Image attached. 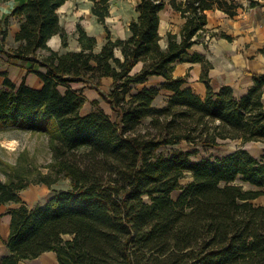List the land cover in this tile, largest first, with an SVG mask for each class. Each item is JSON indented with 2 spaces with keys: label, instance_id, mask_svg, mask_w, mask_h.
<instances>
[{
  "label": "trees",
  "instance_id": "trees-1",
  "mask_svg": "<svg viewBox=\"0 0 264 264\" xmlns=\"http://www.w3.org/2000/svg\"><path fill=\"white\" fill-rule=\"evenodd\" d=\"M64 1L18 0L10 16L19 26L8 47V17L0 18L5 63L42 82L35 88L25 76L15 83L0 72V129L45 134L51 150L50 172L31 177L15 163L0 178V206L19 204L5 211L8 253L0 264H21L45 251L56 254V264H264V206L251 202L264 195V155L241 147L191 159L225 140L264 144V72L253 74V84L236 95L230 85L214 89L212 64L190 53L208 31L207 11L233 17L242 7L239 0H171L184 21L178 33L167 31L165 46L159 34L164 0H137L126 37H112L105 27L97 49L96 37L77 23L79 49L59 52L47 42L59 35L68 45L57 11ZM91 1V13L104 24L111 0ZM210 36L231 40L225 33ZM182 61L201 64L203 95L186 85L187 74L174 76ZM150 76L162 81L144 85ZM104 77L112 79L106 92L99 90ZM87 85L98 90L113 117L97 99L82 111ZM161 90L168 95L155 106ZM180 142L191 149L163 152ZM185 173L191 180L182 184ZM60 177L69 179V187L44 203L30 207L22 200L30 183L51 187ZM237 179L253 188L244 189Z\"/></svg>",
  "mask_w": 264,
  "mask_h": 264
},
{
  "label": "crops",
  "instance_id": "crops-1",
  "mask_svg": "<svg viewBox=\"0 0 264 264\" xmlns=\"http://www.w3.org/2000/svg\"><path fill=\"white\" fill-rule=\"evenodd\" d=\"M81 2L82 0H65L64 3L58 7L57 11L59 14V21L68 33V45L66 47L62 46L59 35H53L47 42L51 49L59 52L78 50L79 44L76 40L75 32L77 23H79L88 34L96 37V47L97 49L100 48L105 39L106 32L101 26L100 29L97 27V24L99 23L91 13L90 5L83 6L81 5ZM239 3L242 5V7L238 9L237 14L233 17L228 16L221 10L207 11L206 26L211 28L214 24H221L223 26L228 25L230 26L228 30L234 31L231 34L228 32L226 33H228V35L230 34L232 36H236V38H233L235 40H232L233 42H231L220 38V41L214 44L213 47L210 43L208 44L207 49L203 47H196V49H194L195 51L203 54L204 57L212 64V68H210L208 71L210 85L214 89H218L221 85H230L233 88L234 93L237 95L244 93L253 84V74L264 72V53L261 52V49H264V3L256 4L254 6L249 5V0H239ZM17 4L18 0H0V18L8 17V34L6 36V46L14 44V34L18 30V21L13 16H10L11 10ZM160 12L159 34L163 36L166 31L169 30V28L166 29L165 27H162ZM135 16L136 12L134 11L132 18ZM215 16L220 17L218 22H215ZM209 17L213 18V22L211 24L209 23ZM132 18H130L123 26H120L117 23L110 29L108 27L112 37H126L128 35V23ZM102 26L104 27L103 24ZM161 45L165 46V38L163 40V44L161 43ZM207 50H209V52ZM212 51L215 57L211 54ZM220 55H222V58ZM140 66L141 64L138 63L133 70H138ZM188 69L190 72H193V74L190 76L192 77V80L187 78L186 85L190 86L197 93L203 95L206 91V88L204 83L198 79V76L201 74V64L199 62L191 63L189 61H182L177 63L173 70V74L174 76H184ZM0 72H6V75L15 83H19L23 76H25V82L28 85L35 88H39L42 85V82L37 75L33 73H26L25 68L22 66L6 64L5 58L1 54ZM2 79L3 77L0 76V87L2 85ZM102 81L106 82V84L110 87L112 79L110 77H104L102 78ZM161 81L162 78L159 76H150L144 85H158V83ZM72 87L80 88L82 87V84L73 83ZM83 90V94L86 95V89L83 88ZM89 96L91 100H98L95 92ZM262 100L264 103V92L262 95ZM84 106L85 103L82 107V111H84ZM39 188V194H41L40 196H42L41 192H43L44 195L41 198L36 199L33 204L27 203L25 197L21 193L22 200L25 201L28 206L31 207L37 203H44L47 200L48 197L46 196V192H48L49 187L45 185L44 188ZM5 205L8 208L16 207L19 204L9 203ZM5 211L3 212V223L5 229L2 235H0V256L8 253V250L5 246V240L9 233L10 215L5 213ZM56 262V254L53 251H45L35 258L22 260L21 264H56Z\"/></svg>",
  "mask_w": 264,
  "mask_h": 264
},
{
  "label": "rangeland",
  "instance_id": "rangeland-1",
  "mask_svg": "<svg viewBox=\"0 0 264 264\" xmlns=\"http://www.w3.org/2000/svg\"><path fill=\"white\" fill-rule=\"evenodd\" d=\"M171 0H164L165 6L161 10L160 15L162 19V27H165L166 29L169 28L168 31H172L174 33H178L180 30V27L184 21L179 14L173 10L171 4ZM180 1V0H177ZM260 3H264V0H258ZM137 3V0H111L110 1V15L106 18L105 23L102 26L101 23L97 24V27L100 29V26L103 30H105V27H109V29L118 23V25L123 26L126 24V22L133 17L134 8ZM81 5L83 6H89L91 7L92 1L91 0H82ZM218 10V9H213ZM223 12V11H222ZM210 18V17H209ZM120 23H119V21ZM214 20L215 22H218L220 20L219 16H215ZM213 22V18H210L209 23L211 24ZM207 27V26H206ZM230 26L228 25H221V24H214L211 28L207 27V33H202L200 37L197 38L196 44L191 48L190 53L197 52L194 49L196 47H203L208 48V44L211 43L212 47L214 44H216L219 39L222 38L225 41H231L233 42L236 38V36L230 35L233 33L234 30H228ZM66 30V29H65ZM106 32V31H105ZM229 34L231 36V40H228L221 36H210V33H225ZM167 33V31H166ZM166 33L162 36L161 43L163 44L164 38H166ZM233 40V41H232ZM12 45V44H11ZM10 45V46H11ZM8 47V46H6ZM209 52V50H207ZM200 53V52H198ZM214 54L213 51L211 53ZM203 55V54H202ZM215 57V55H213ZM222 58V55H220ZM209 61V60H208ZM211 63V62H210ZM186 74L188 75L187 78L190 80L192 77L193 72H190L188 69L186 71ZM185 74V75H186ZM200 76H198V79ZM192 80V79H191ZM159 84V83H158ZM87 92H85V106L84 111L89 110L92 107L90 96L92 93L95 92L99 105L103 107V109L110 115H112V111L109 107V105L100 97L99 92L96 88L91 86H85L84 87ZM109 89V86L106 84V82L101 80V85L99 86V90L106 92ZM62 90V88H61ZM84 91V90H83ZM168 95V92L165 90H161L160 94L156 97L154 100L155 106H162L165 103L166 97ZM237 95V94H236ZM243 147L247 151H249L251 154H253L256 157H261L264 155V144L260 142H247L245 144H241L240 140H225L220 142L218 146L214 148H208V149H201L200 152L194 156L191 157L192 160H199L201 158H209L212 159L216 156H223L229 152H232L238 148ZM173 149H183V150H190L191 147L186 142H180L176 145L169 146L163 148V152L167 153L170 152ZM19 160V161H18ZM51 162V150L49 148L48 143V137L45 134L41 133H32L28 131H22L17 130L14 128H7V129H0V178L6 179V170H9V166L12 164H17L21 167L28 168L29 171L32 172L31 177L35 176V173L37 171H40L42 173H48L50 172L48 164ZM52 173V172H51ZM53 175V173H52ZM191 180L190 173H185L184 177L180 180V183L185 184ZM235 183H238L242 185L244 189L247 188H253L249 183L241 181L237 179ZM47 186V185H46ZM39 187H45V184L43 183H30L21 193L25 197V200L29 204H33L36 199L41 198L44 193L39 194L40 188ZM69 187V179L60 177L54 184L49 187L47 193V197L49 198L54 191L67 188ZM50 192V193H49ZM179 191L172 192V196L175 198ZM40 196V197H39ZM45 196V197H46ZM37 197V198H36ZM47 198V199H48ZM251 202L255 205H263L264 206V195H260L257 198H254L251 200ZM7 206L3 205L0 206V235L4 232L5 226L3 223V212L6 210Z\"/></svg>",
  "mask_w": 264,
  "mask_h": 264
}]
</instances>
